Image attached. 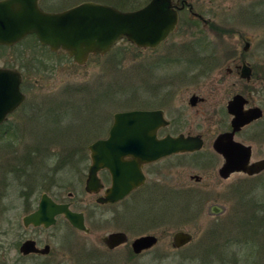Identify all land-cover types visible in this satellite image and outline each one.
Instances as JSON below:
<instances>
[{"label": "rangeland", "instance_id": "rangeland-1", "mask_svg": "<svg viewBox=\"0 0 264 264\" xmlns=\"http://www.w3.org/2000/svg\"><path fill=\"white\" fill-rule=\"evenodd\" d=\"M82 1L86 0H59L56 4L70 6ZM93 1L135 10L149 0ZM189 1L195 10L210 12L218 24L235 28L236 33L201 32L184 11L177 31L158 48H139L121 39L110 53L92 55L83 65L74 62L65 51H52L41 45L35 37L25 40L28 58L38 61L32 65L34 69L27 67L24 71L28 100L0 128V233L22 232L21 221L26 214L23 192L39 186L32 199L34 195L40 197L41 192L47 193L73 201L76 210L104 214V221L114 218L113 210L126 212L127 220L146 225L148 228L129 231L131 237L139 233L159 237L158 243L138 259L141 264H264V174L254 178L236 175L226 181L204 176L203 183L197 184L189 175H206L208 171L201 170L193 156H172L148 173L146 185L137 194L109 210L91 204L95 200L86 195L84 181L80 182L81 177L73 168L88 165V160H77L90 154L89 146L94 141L108 136L116 113L161 103L159 98H152L155 85L161 84L165 76L177 78L187 70V63L174 59L189 58V48L197 46L207 56L213 48L226 49L231 42L243 43L240 38L249 36L251 59L264 62V0ZM178 87L179 82L172 90ZM181 99V95L172 96L175 105ZM63 160H74L73 166L58 168ZM159 168L161 171L157 172ZM36 173L41 177L35 182ZM209 182L212 187H204ZM69 191L74 198L69 197ZM210 202L225 204L226 213L218 218L209 216L206 208ZM244 211L251 217L241 221L247 215ZM232 216L237 220L232 221ZM261 218L259 228L256 223L260 224ZM118 219L123 223H116L117 226L125 228L128 222L121 216ZM110 224L111 220L105 226L107 230L111 229ZM180 229L192 232L194 240L176 249L171 244L172 235ZM83 239L81 234L73 239L77 246L75 264H83L78 257L83 253L78 247ZM126 254L122 248L115 254L114 264H134L135 261H126Z\"/></svg>", "mask_w": 264, "mask_h": 264}, {"label": "flooded vegetation", "instance_id": "flooded-vegetation-1", "mask_svg": "<svg viewBox=\"0 0 264 264\" xmlns=\"http://www.w3.org/2000/svg\"><path fill=\"white\" fill-rule=\"evenodd\" d=\"M58 1L59 0H38V4L43 10L53 12L63 11L76 5L72 4L67 6L69 5L68 3H71V1L73 2V0H66L68 3L66 5L64 4L65 6L57 5L56 3ZM61 1L64 2L65 0ZM172 2L175 8L178 9L179 14L178 25L173 33L177 31L180 22L183 20L181 13L184 11L189 13L188 16L190 21L197 25L201 32L206 30L219 34L236 33L235 28L226 27L227 30L225 27L218 24L210 12L195 10L194 4L189 0H172ZM261 14H263L262 11L258 12L257 17H261ZM28 37H35V39H37L35 34H28L13 44L0 43V69H11L20 73L22 77L20 90L27 96L21 106L10 113L7 119L0 124V128L5 126L9 118L14 113L18 112L28 100V95L25 92L26 78L24 71L27 67L34 69L32 65L38 61L36 58H28L27 56L25 40ZM240 40H242L243 43L241 41L231 42L229 48L226 49L221 47L213 48V50L211 49L210 52L206 54L207 56H204V52L197 48V46L189 48V50H192V54L189 58L185 59L179 57L174 59L177 62L182 61L187 63V70L183 71L177 78L171 77L170 79L168 76H165L163 82L161 79V84L158 83L155 85L152 91L155 95L152 98L154 101H158L159 98L161 103H154L147 108L133 109L161 111L164 124L157 129L158 139L168 136H182L192 143L196 142L200 144L198 148L174 152L155 161L143 162L141 164V170L145 175L144 183L115 202L105 200L107 197V190L112 186L111 171L108 168H101L98 170V180L94 182L93 186L87 189L88 176L93 159L91 151L87 156H82L80 154V158L82 159L77 161L86 162L88 160L89 163L83 168H73L79 173L81 177L80 182L84 181L86 195H88L90 199L95 200V204L91 201L93 202L91 203L93 206L107 207L111 210L112 207L125 202L130 196L137 194L136 192H139L140 189L146 185L148 173L154 171L153 168L160 161L172 156H193L195 164L199 166L201 170L208 171L206 175L202 173L189 175V178L192 181L194 180L197 184L203 183L204 176L213 175L215 179L220 178L226 181L236 175L254 178L264 174V170H262L261 172L251 175L247 170L239 168L238 166H240V164L237 165L239 168L237 170H231V166L228 165L229 158H235L238 162L246 161L244 165L246 168L254 162L264 160V62H256L251 59L252 38L249 36H242ZM197 45H200V43H197ZM156 48L149 49L154 50ZM216 49L222 53L221 56L217 55ZM178 82V89L172 90V88L176 87V83ZM159 85H161L162 89ZM176 95H181L182 98L181 103L178 105H175L172 100V96L176 97ZM108 136L106 138H108ZM125 159L131 160L132 158L127 156ZM33 161L37 163L36 160ZM73 161L74 160H63L58 168L62 169L64 167L73 166ZM9 163L11 164V161H9ZM55 169L57 170V166ZM160 171L161 168L157 169V172ZM38 176L41 177L36 173L34 176L35 182L39 180ZM61 187L64 188L63 186ZM204 187H212V183H206ZM38 189L39 186H35L34 189L27 193L25 191L23 192V194L26 195V214L22 217L21 221L22 232L10 233V231H8L0 233V264H75L76 258L74 250H77V246L75 247L73 239L76 234L84 236L82 245L78 246L83 252L82 254L80 253L81 257L78 256L80 259L79 261L83 264H114L115 254L120 252L122 248L125 250V253H127L126 261H135L134 264H141L138 259L143 254L150 251L159 241V237L153 233H139L131 237V235H129L131 228L136 229L137 227L138 229H143L148 227L135 221L127 220V218H125L127 217L125 216L126 212L119 213L112 210V216L114 218H108V221H104V219L107 218L104 214L98 215L89 210H76L73 206L74 202L67 201L64 198L56 199L54 196L41 192L40 197L34 195L32 199V195ZM44 194L48 195L57 205H67L68 209L71 211L82 213L85 228L80 229L76 227L64 212L55 214L54 222L48 225L45 224V222L40 224L34 222L26 223L25 218L39 209ZM69 197L74 198V193L72 191H69ZM128 204L130 205L132 203L129 202ZM243 206L245 210L246 205ZM226 210L227 207L225 204L210 202L207 205L206 213L211 217L218 218L222 214H225ZM243 214L247 215L245 218L241 219V221L246 220L247 217L250 216V213L247 211H244ZM238 215L239 213L236 218ZM118 216H121L122 219L124 218L125 222H128L123 229L120 225L117 226L118 224H116L119 222L123 223L122 220L118 219ZM236 218L232 216L231 220H237ZM110 220L111 224L109 227L111 229L107 230L105 226H108ZM114 221L116 222L113 224ZM219 227L220 225L218 228ZM178 231H187L191 233L193 239L181 247H175L173 245L174 234ZM214 231L217 232L218 230ZM114 233L125 234L127 240L116 246H111L105 242L104 239ZM145 236L155 237L156 243L139 252L135 251L133 247L134 241ZM193 240L194 234L192 232L186 229H180L173 233L171 244L174 248L179 249L192 243ZM237 241H239V239H237Z\"/></svg>", "mask_w": 264, "mask_h": 264}, {"label": "water", "instance_id": "water-1", "mask_svg": "<svg viewBox=\"0 0 264 264\" xmlns=\"http://www.w3.org/2000/svg\"><path fill=\"white\" fill-rule=\"evenodd\" d=\"M178 21V9L172 0H150L135 10H122L108 3L87 0L59 12L43 10L38 0H0V43L13 44L28 34H35L42 45L52 51L64 50L74 62L83 65L91 55L109 53L121 39H127L139 48H156L176 30ZM21 80L17 71L0 69V124L27 98L20 90ZM162 124L161 111L116 113L108 138L89 146L93 163L87 189L98 180L97 171L108 168L112 174V186L107 190L105 200L118 201L144 183L143 162L200 146L182 136L158 139L157 129ZM127 156L132 159L126 160ZM238 164L251 175L264 170V160L246 168V161L229 158L231 170L239 169ZM60 212L66 213L76 227L85 228L82 213L71 211L67 205H57L46 194L39 209L25 221L48 225ZM192 239L191 233L178 231L174 234L173 245L181 247ZM126 240L123 233H114L104 239L111 246ZM155 243V237L145 236L135 240L133 247L139 252Z\"/></svg>", "mask_w": 264, "mask_h": 264}, {"label": "trees", "instance_id": "trees-1", "mask_svg": "<svg viewBox=\"0 0 264 264\" xmlns=\"http://www.w3.org/2000/svg\"><path fill=\"white\" fill-rule=\"evenodd\" d=\"M263 220H264V219H263ZM258 221H259V223H260V224H258V223H256V224H257V225H259L258 227L260 228V227H261V225H262V218H261V219H259ZM261 229H262V228H261ZM261 229H259V230H261ZM237 242H240V241H237Z\"/></svg>", "mask_w": 264, "mask_h": 264}]
</instances>
